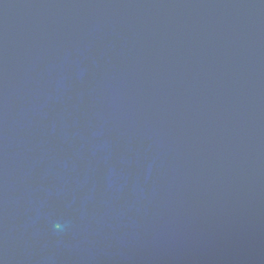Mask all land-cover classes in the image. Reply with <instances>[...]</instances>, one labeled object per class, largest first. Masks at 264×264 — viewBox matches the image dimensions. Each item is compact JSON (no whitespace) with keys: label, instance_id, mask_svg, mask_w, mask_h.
Wrapping results in <instances>:
<instances>
[{"label":"water","instance_id":"obj_1","mask_svg":"<svg viewBox=\"0 0 264 264\" xmlns=\"http://www.w3.org/2000/svg\"><path fill=\"white\" fill-rule=\"evenodd\" d=\"M0 264H264V0H0Z\"/></svg>","mask_w":264,"mask_h":264}]
</instances>
